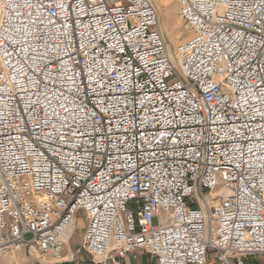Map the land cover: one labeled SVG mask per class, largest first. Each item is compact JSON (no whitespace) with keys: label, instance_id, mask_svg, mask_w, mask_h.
I'll return each instance as SVG.
<instances>
[{"label":"built area","instance_id":"built-area-1","mask_svg":"<svg viewBox=\"0 0 264 264\" xmlns=\"http://www.w3.org/2000/svg\"><path fill=\"white\" fill-rule=\"evenodd\" d=\"M177 1L0 0V255L264 253V0Z\"/></svg>","mask_w":264,"mask_h":264},{"label":"rangeland","instance_id":"rangeland-1","mask_svg":"<svg viewBox=\"0 0 264 264\" xmlns=\"http://www.w3.org/2000/svg\"><path fill=\"white\" fill-rule=\"evenodd\" d=\"M151 1L155 5L158 13L159 26L164 41L166 45L171 50H173V47H175L178 43L185 41L191 36V28L180 17V5L177 0H166L164 2L165 5L162 4V1L160 2L159 0ZM167 1H169L168 4H166ZM163 5H168V9ZM85 220L86 219L84 215H80L78 213L75 216L73 225H71L72 229L69 232L67 242H65L64 246V250L68 251L70 249L72 253H74L75 261H78V257H84V259L88 257L82 249V237L85 230ZM155 223H157L156 219H154V224ZM1 256L2 255H0V257Z\"/></svg>","mask_w":264,"mask_h":264},{"label":"crops","instance_id":"crops-1","mask_svg":"<svg viewBox=\"0 0 264 264\" xmlns=\"http://www.w3.org/2000/svg\"><path fill=\"white\" fill-rule=\"evenodd\" d=\"M79 214L83 215L81 213ZM66 236H69V234ZM83 251L86 253L84 249ZM86 254L88 256L86 259H84V257H78V261H75L74 253H72L70 249L68 251L63 249V252L59 257L44 254L38 255V253L30 254L25 249H20L11 254L13 259L10 258L11 255L7 257L1 256L0 264H102L97 260L93 261L90 255L88 253ZM249 260H252L254 264H264V253L250 257ZM119 262L120 264H156L155 260L151 256L142 251H134L133 253H130L120 259ZM107 264L111 263L108 262ZM209 264H217L212 253L209 254Z\"/></svg>","mask_w":264,"mask_h":264},{"label":"bare ground","instance_id":"bare-ground-1","mask_svg":"<svg viewBox=\"0 0 264 264\" xmlns=\"http://www.w3.org/2000/svg\"><path fill=\"white\" fill-rule=\"evenodd\" d=\"M159 1H160V2L162 1V4H164V2H165L166 0H159ZM168 2H169V1H167V3H166V4H168ZM164 5H165V4H164ZM164 5H163V6H164ZM164 7H165V8L167 7V9H168V5H166V6H164ZM167 9H166V10H167ZM163 13H164V11H163ZM166 13H167V12H166ZM167 30H168V28H167ZM71 229H72V226H70V227H69V229H68V231H67V234H66V235H68V234H69V232H70V230H71ZM65 241H66V238H65ZM10 258H12V259H13L12 255L10 256Z\"/></svg>","mask_w":264,"mask_h":264}]
</instances>
